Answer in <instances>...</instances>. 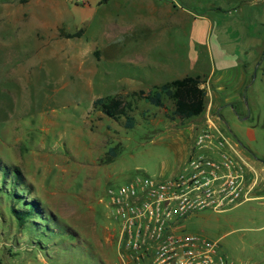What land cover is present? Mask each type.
<instances>
[{
	"label": "rangeland",
	"instance_id": "374dc122",
	"mask_svg": "<svg viewBox=\"0 0 264 264\" xmlns=\"http://www.w3.org/2000/svg\"><path fill=\"white\" fill-rule=\"evenodd\" d=\"M170 2L179 10L170 9ZM158 3L165 11L156 29H165L170 43L153 44L155 29H136L121 52L103 61L106 85L63 88L66 77L39 69L21 92L0 91V161L11 169L4 184L0 172L2 264H121L113 237L118 222L110 215L106 189L136 176L179 173L207 118L245 155L264 159V0ZM147 56L179 63L174 73L156 75L151 84L140 73L150 68L142 66ZM185 74H215L224 87L209 81L214 95L206 97L204 123L175 117L172 98L164 96L157 106L134 94L136 88L155 92ZM130 75L135 81L123 91L120 83ZM118 95L131 105L133 127L126 115L112 118L93 104L96 96ZM210 100L216 107L209 108ZM14 208L33 213L21 224ZM180 227L219 240V253L235 264H264V197L225 211L191 213Z\"/></svg>",
	"mask_w": 264,
	"mask_h": 264
},
{
	"label": "crops",
	"instance_id": "0c3cea01",
	"mask_svg": "<svg viewBox=\"0 0 264 264\" xmlns=\"http://www.w3.org/2000/svg\"><path fill=\"white\" fill-rule=\"evenodd\" d=\"M158 1L88 0L78 3L68 0H0V91L21 92L23 86L30 85L33 78L37 77L39 69H46V75L66 77L63 88L91 89L89 86L97 82L106 85L101 66L105 60L121 52L127 37L136 29L153 28L156 30L153 32V44L170 43L166 30L156 29L162 24L161 13L165 11ZM208 3L209 6L213 5L211 1ZM168 5L170 9L180 8L176 2ZM79 30H82L81 35L68 36ZM169 55L167 59L173 57ZM141 59L145 60V50L142 51ZM146 59L148 62L142 66L150 68L146 73H140L151 84H155L156 75L174 73L179 63L168 64L164 60L155 62L148 56ZM194 75L201 76L207 96L214 95L209 81L224 90L222 83L214 79L215 74L206 77L204 74ZM130 76L120 83L123 91H128V85L135 81L136 75ZM5 81L9 89L4 87ZM245 83L246 80L240 84V90ZM208 104L209 108L215 106L212 100ZM203 117L202 113L191 119H200L204 123ZM215 117L218 119L216 114ZM235 150L247 164L250 181L255 182L251 194L255 192L257 195L252 199L264 197V186L260 187V183L264 184V159H251L237 145ZM260 192L262 195H259Z\"/></svg>",
	"mask_w": 264,
	"mask_h": 264
},
{
	"label": "built area",
	"instance_id": "2783aa9c",
	"mask_svg": "<svg viewBox=\"0 0 264 264\" xmlns=\"http://www.w3.org/2000/svg\"><path fill=\"white\" fill-rule=\"evenodd\" d=\"M205 123L179 173L136 176L106 189L121 264H235L219 253V240L180 227L191 213L225 211L252 199L247 164L219 124Z\"/></svg>",
	"mask_w": 264,
	"mask_h": 264
},
{
	"label": "trees",
	"instance_id": "16d2710c",
	"mask_svg": "<svg viewBox=\"0 0 264 264\" xmlns=\"http://www.w3.org/2000/svg\"><path fill=\"white\" fill-rule=\"evenodd\" d=\"M82 30L76 33L68 34V36H79ZM135 95L141 96L146 101L162 106L164 104V96L174 100L173 114L180 119H189L202 114L207 107L206 104V89L202 86L200 75L187 74L180 78H175L169 82L161 84L155 92L146 93L145 90L134 92ZM95 107H100L102 111L112 118H118L121 115L127 116V126L133 127L135 124L134 117L129 115L128 110H131L130 103H127L121 96L98 97L93 101ZM20 176V170L13 168ZM11 170L7 165L0 161V172L3 174V184L6 176ZM20 178V177H19ZM21 179V178H20ZM1 191V189H0ZM16 196V195H15ZM20 200V196H18ZM36 202V200L34 201ZM32 203L31 201L28 202ZM37 203V202H36ZM38 204V203H37ZM14 214L21 224L32 215V209H13ZM0 264L2 262L0 261Z\"/></svg>",
	"mask_w": 264,
	"mask_h": 264
}]
</instances>
